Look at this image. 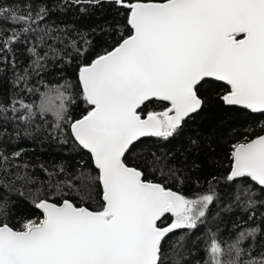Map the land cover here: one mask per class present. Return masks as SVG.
Returning a JSON list of instances; mask_svg holds the SVG:
<instances>
[{
	"label": "snow or ice",
	"instance_id": "1",
	"mask_svg": "<svg viewBox=\"0 0 264 264\" xmlns=\"http://www.w3.org/2000/svg\"><path fill=\"white\" fill-rule=\"evenodd\" d=\"M73 2L91 6L101 0ZM110 2L127 10L131 34L79 66L78 91L70 82L47 86L43 92L28 87L31 76L43 72L48 58L47 52L41 55L33 47L29 51L36 58L31 72L25 69L17 74L16 83L24 85L22 91L39 93V102L12 100L10 109L0 105V112L21 113L14 118L26 124L50 114L53 131H63L67 125L98 170L95 177H77L81 187L71 180L54 185L59 203L35 201L42 215L38 221L27 220L18 229L0 222V264H165L163 242L169 234L193 232L203 224L215 193L187 198L145 180L140 169L126 162V154L141 138L166 140L178 133L203 107L198 88L206 78L228 86L221 97L224 104L264 113V0ZM25 7L27 11L0 5V24L13 26V34L0 40V51L11 52L12 45L27 34L36 33L45 42L47 30L39 25L46 9L33 14L30 5ZM72 47L82 54L75 42ZM77 97L87 110L73 119ZM151 101L162 102L163 110L145 114L144 106ZM231 161L227 181L250 180L264 192V135L233 145ZM97 183L98 210L63 198L67 188L81 202L90 200ZM255 203L249 198L247 206ZM6 213V205L0 203V216ZM165 218L171 223L161 227ZM258 234L264 235L259 227L242 229L226 245L212 234L204 264H264V251L254 255V245L243 246Z\"/></svg>",
	"mask_w": 264,
	"mask_h": 264
},
{
	"label": "trees",
	"instance_id": "2",
	"mask_svg": "<svg viewBox=\"0 0 264 264\" xmlns=\"http://www.w3.org/2000/svg\"><path fill=\"white\" fill-rule=\"evenodd\" d=\"M0 5L20 11H27L25 6L30 5L33 14L40 8L47 13L39 25L47 30L45 42L41 43L36 33L27 34L21 36V42L12 45L11 52L0 51V105L9 109L12 100L39 102V93L22 91L24 85L16 83L17 74L22 75L25 69L31 72L36 57L29 49L36 47L41 55L47 52L48 58L43 72L33 74L28 87L43 92L47 86L70 82L74 91H78L79 66L90 63L105 50H111L122 36L131 34L127 10L110 0L91 6L76 4L73 0H0ZM11 27L0 24L3 29L0 40L13 34ZM73 42L82 54L72 47ZM227 91V86L205 80L198 88L203 107L184 122L178 133L166 140L141 139L126 154V162L140 169L145 180L161 183L187 198L215 193L216 199L203 224L193 232L182 230L172 234L163 242L165 264H173L176 259L181 264H204L205 249L212 234L226 245L242 229L259 227L264 231V192L250 180L242 184L226 180L233 145L263 134L264 114L226 106L221 97ZM164 106L162 102L151 101L143 111L145 114L159 112ZM86 110L87 105L77 97L71 110L73 119L80 118ZM20 114L11 110L0 112V203L7 208L0 222L16 229L27 220L42 218L34 206L38 199L60 202L61 198L53 195L54 185L71 180L81 187L77 177L98 175L89 153L72 138L67 125L63 131H53L54 118L50 114L45 117L47 123L37 118L30 124L14 118ZM95 188L93 198L84 202L67 188L63 198L77 206L98 210L101 202L98 183ZM238 192L239 200L236 199ZM249 198L256 202L251 207L247 206ZM169 223L171 219L165 218L160 226ZM253 245L254 255L264 251V235L258 234L255 241H245L243 246Z\"/></svg>",
	"mask_w": 264,
	"mask_h": 264
},
{
	"label": "water",
	"instance_id": "3",
	"mask_svg": "<svg viewBox=\"0 0 264 264\" xmlns=\"http://www.w3.org/2000/svg\"><path fill=\"white\" fill-rule=\"evenodd\" d=\"M206 80H208V81H212V82H215V83H220V84H223V85H225V86H227L224 82H222V81H216L215 79H213V78H206ZM228 87V86H227ZM226 105V104H225ZM226 106H228V107H237V108H242L241 106H229V105H226ZM242 109H244V108H242ZM245 110H247V111H249V112H251V113H253V114H264V113H262V112H252L251 110H249V109H245ZM197 114V113H196ZM193 115H195V114H193ZM261 135H264V133L263 134H261ZM260 135V136H261ZM145 138H150V137H144V138H141V139H145ZM255 138H257V137H255ZM254 138V139H255ZM137 143V142H136ZM135 143V144H136ZM78 144V143H77ZM79 145V144H78ZM80 146V145H79ZM81 147V146H80ZM81 149L83 150V151H85V152H87V153H89L86 149H83L82 147H81ZM89 155H90V157H91V154L89 153ZM91 159H92V157H91ZM92 162H93V160H92ZM93 165H94V162H93ZM94 167H95V165H94ZM254 183V182H253ZM260 187V186H259ZM39 212H40V210H38ZM41 213V212H40ZM167 226V225H166ZM164 227V226H163ZM179 231H182V230H178V232ZM170 235H172V234H169V236Z\"/></svg>",
	"mask_w": 264,
	"mask_h": 264
}]
</instances>
